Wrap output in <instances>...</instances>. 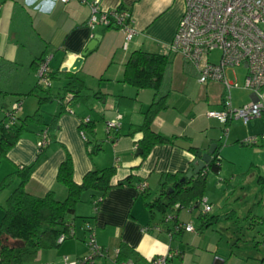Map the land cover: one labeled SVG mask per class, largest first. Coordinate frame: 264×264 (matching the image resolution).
<instances>
[{
    "label": "crops",
    "instance_id": "obj_1",
    "mask_svg": "<svg viewBox=\"0 0 264 264\" xmlns=\"http://www.w3.org/2000/svg\"><path fill=\"white\" fill-rule=\"evenodd\" d=\"M91 1L93 0L81 3L71 0L62 3L55 0L54 9L50 10L46 0H32L31 3H26L25 0H0V84L3 82L5 66L29 67L25 82L0 86V95L10 94L16 98L11 104L13 107L18 102L17 111L26 98L38 96L27 94L37 84V67L44 58L50 57L48 68L51 73L63 72L87 44L95 36L98 37V43L87 52L80 69L74 74L83 82L87 98L84 101L73 99L70 104L66 103V110L62 109V102L58 98L48 101L53 105L46 107L49 114L42 123L43 127L48 128L49 144L37 155L38 135L45 128L36 124L38 126L28 130L27 126V130L3 158L8 161L7 172L0 175V182L13 173L17 166L33 165L25 191L33 196H43L52 191L58 200H63L67 191L56 182V174L67 153L72 160L73 180L76 183H80L83 176L92 169L114 167L112 184L127 177H130V184L111 188L96 212L93 210L91 192H85L80 201L84 202L83 206L77 205L79 207H76L75 214L69 221L73 232V237L69 239L73 241L63 243L64 240L59 247L65 245V251L70 255H84L78 242L86 244L89 232L85 229V224H89L94 231L96 244L104 250L102 256L94 259V264H118L120 261L116 252H119L120 244L134 252L133 261L136 264H151V261L161 257L166 258V264L227 263L229 258L221 254L215 244L223 234L219 236L212 233V227L199 228V222L194 221L197 219V210L168 213L176 215L184 223H190L194 228L192 233L182 231L171 239L166 228L160 225V216L156 215L153 219L149 217L137 186L145 184L146 192L150 193L151 198L155 197L161 175L187 173L191 167L194 155L187 151L189 146L206 153L211 144H220L222 132L232 143H241L246 138L264 135V113L260 118L250 120L246 124L248 127L242 132L233 128L235 123L231 122L225 133L218 120L206 117L207 112L222 108L221 102L226 93L223 85L218 82L204 84L195 101L189 95L186 83L188 74L194 69L180 56L168 51L184 11V0H98L101 11L121 8L128 12L133 31L128 41L115 27L96 26L91 29L88 26V3ZM136 50L161 54L168 58L170 91L167 107L154 118L152 128L163 136L176 137L173 145L152 147L144 159L140 157L141 152L137 154L142 134L131 135L130 131L142 123V113L151 103L153 91L137 90L122 81L124 64ZM53 61L55 62L52 65ZM227 70L229 69L225 70L226 79L234 82L227 78ZM57 79L60 81L59 87L55 90L51 86L48 88L51 93L61 96L64 95L61 89L65 86L66 79L62 76ZM232 90H240V99L246 98L247 101L242 105L253 99L252 93L240 86ZM73 103L76 104L71 106ZM34 104L31 102L25 117L30 116L29 112L37 106L36 110H39L42 119L41 105ZM9 108L6 104L1 105L0 121L4 116L3 111ZM87 111L94 113V116L87 114ZM17 115L15 112L18 121L23 119ZM87 117L94 124L93 137L101 147L92 156L89 155L78 131L79 122ZM108 123L118 125L110 133V138L106 133ZM242 146H247L244 150L250 154L245 171H252L250 177L258 179L264 174V140L257 146ZM228 150L225 147L219 151L220 169L223 167L222 153H227ZM18 182L19 179L17 184ZM258 185L264 187V184ZM205 199L212 205L213 210V204ZM255 201L256 204H262V197L255 198ZM245 209L247 207H243L241 213ZM247 212L249 211L246 210ZM76 218H80L81 223L78 224ZM43 251L38 255L37 264L41 262ZM172 251H177L178 255L169 258Z\"/></svg>",
    "mask_w": 264,
    "mask_h": 264
},
{
    "label": "trees",
    "instance_id": "obj_2",
    "mask_svg": "<svg viewBox=\"0 0 264 264\" xmlns=\"http://www.w3.org/2000/svg\"><path fill=\"white\" fill-rule=\"evenodd\" d=\"M59 76L66 79V84L61 89L64 95L58 96L51 93L49 88H46L44 95L37 96L39 105L58 98L62 102V109L66 110V102L63 104L65 94H71L70 102L73 99L84 101L87 98L83 82L74 74L59 71L49 72L50 79H57ZM122 81L137 90L149 89L153 91V99L148 108L142 113V123L130 131L131 135L135 133L142 134L139 142L140 157L144 159L151 148L156 145H173L176 137L163 136L152 128L154 118L167 107V97L170 91V63L168 58L165 55L136 50L129 55L124 64ZM42 88L36 84L34 90L27 95H36L37 90ZM12 111V108L4 110L3 119L0 121V159L6 157L7 152L16 144L29 124H42L39 110H36L30 116L19 119V121L17 118L14 121L8 120L7 114ZM263 113L261 116H263ZM9 122H12V124L9 125ZM53 123L54 121H52ZM78 131L84 133L85 138L83 141L89 155L97 154L101 147L93 137L94 124L90 120L86 124L80 121ZM240 144L245 145L242 142ZM220 149L221 146L217 143L212 158L207 164V172H201L197 178L186 179L184 178L186 173H165L160 177L159 189L155 197L151 198L146 189L139 192L144 199V206L149 217L153 219L156 215H160V225L166 228L171 239L184 231L183 228L174 230L175 226L187 223L178 220L174 214H168L170 211L186 210L192 212L197 210L199 228L211 227L216 222L214 217L208 216L209 213H203L200 207L206 175L208 172H219ZM187 151L195 155L198 150L193 146H189ZM41 152L42 150L38 151L37 155H40ZM32 168L33 165H19L13 173L7 175L0 182L1 191L14 178L19 179L17 186L9 194L5 205L2 207L0 264H37L41 250L58 248L62 243L58 242L61 235H64V240L73 237L69 221L75 214L76 206L85 192H91L93 210L96 212L103 197L111 188L130 184V177L112 184V179L115 176L114 167L92 169L83 176L80 183H76L73 180L72 160L67 153L56 174V182L67 191L66 197L63 200H58L52 191L43 196H33L25 191V185L30 179ZM246 175L247 172L240 174V180ZM257 182L264 184V174L258 177ZM175 205H178V208H174ZM167 215L172 217L171 221H165ZM134 258V252L126 245L120 244L117 259L122 261L126 259L133 260Z\"/></svg>",
    "mask_w": 264,
    "mask_h": 264
},
{
    "label": "built area",
    "instance_id": "obj_3",
    "mask_svg": "<svg viewBox=\"0 0 264 264\" xmlns=\"http://www.w3.org/2000/svg\"><path fill=\"white\" fill-rule=\"evenodd\" d=\"M67 3L71 0H59ZM86 3L87 0H78ZM90 17L88 26L94 29L96 26L115 27L125 35V40L131 39L133 31L131 19L127 11L116 8L109 11H101L99 1L88 3ZM219 51L220 56L216 63L210 61L213 51ZM168 51L182 58L191 65L198 74V82H218L225 88V96L222 99V108L218 111H209L206 117L218 120L227 133V126L232 121H241L246 125L250 120L260 118L264 110V0H184V11L178 21L175 34L169 44ZM50 57L44 58L37 67V84L50 87L48 62ZM242 67L245 70L242 88L252 93L253 99L246 105L233 108L230 91L239 88L234 81H228L225 76L226 69ZM71 100V94H67L64 101ZM19 104L12 107V112L7 114L8 120H15V112ZM89 118H84L81 123L86 124ZM12 122H9L11 125ZM118 127L115 123H108L106 133H110ZM84 140L83 131L79 132ZM112 134V133H111ZM264 140V135L252 136L242 141L248 146H257ZM49 144L48 130H42L36 143L37 152L43 150ZM139 192L145 190V184L137 186ZM202 212L210 213L212 205L206 199L201 200ZM174 208H178L175 205ZM167 215L165 221H171ZM183 228L185 232H194L190 223L176 225L174 230ZM89 232L86 245L89 249L88 256L69 261L64 257V264H94V259L102 256L104 250L96 244L94 231L89 224H85ZM61 235L58 242L64 241ZM118 253V252H116ZM178 255L172 251L169 258ZM167 257V258H168ZM118 264H136L132 259H126ZM151 264H166V258L161 257Z\"/></svg>",
    "mask_w": 264,
    "mask_h": 264
},
{
    "label": "rangeland",
    "instance_id": "obj_4",
    "mask_svg": "<svg viewBox=\"0 0 264 264\" xmlns=\"http://www.w3.org/2000/svg\"><path fill=\"white\" fill-rule=\"evenodd\" d=\"M219 56V51H213L209 57L210 61L216 63L219 59ZM54 62L55 61L52 62V65L54 64ZM5 67V74L2 77L3 82L2 84H0V86H13L18 82H25V79L27 78L26 74L29 69L28 65H9V67ZM188 75L189 76L186 83V90L195 101V98L198 96V94L201 93L204 84H200L198 82V74L194 70L191 71ZM226 75L229 80L236 81L240 87L243 86L245 75L244 68L238 67L229 69L227 70ZM59 85L60 81L58 79L50 80V86L54 90L57 89ZM41 87L43 88L37 90V95L45 94L44 91H46L45 89L47 87ZM239 91L240 90L231 91V104L233 108H237L241 106L244 101H247L245 97H243V99H240ZM15 100L16 98L13 97V95H0V118L2 115L1 105L6 104L10 106V108H12L11 103ZM193 100L192 102H194ZM31 102L35 103L34 105H38L37 97L32 96L26 98L23 101V106H21L18 111L16 110V112L18 113L17 117L24 118L25 115L28 114L27 112L29 111ZM75 104L76 103H73L71 104V106ZM51 105L53 104L49 102L41 104V110L43 112L42 122H44V120L48 118L49 111L46 107H49ZM36 109L37 106L34 110H31L29 114L32 115ZM87 112V114L94 116V113H91L89 111ZM232 123H235L233 125V128H238L239 132H242V130H246V128L248 127L247 125H243L240 121H232ZM36 126L38 125H36L35 123H31L28 125V130L35 128ZM39 126L43 127V123L39 124ZM45 129L48 130V128ZM229 140L230 139H228L222 132L220 152L225 147L229 148V150L227 153H222L223 167L219 170V172H208V174L206 175V181L203 187V196L201 200L207 198L214 206V209L208 214V216L214 217L216 219V222L211 226L212 233H216V235L219 236L223 234L222 237H219L218 241H216L215 244L217 245L221 254H225V257L229 258L228 262L225 264H264V187L258 185L256 178L254 179L250 177L253 173L252 171H245L247 170L246 168L249 164L248 162L250 158L249 151L244 150L245 148H247V146H242L238 142L232 143ZM7 163V160L0 159V175L6 174ZM244 172H247V175L240 180V174ZM16 184L17 179L14 178L11 183H9V185L4 187L0 191V220L3 214L2 207L5 205V201L13 188L17 186ZM255 188L257 190L256 192ZM261 197L262 204H256V201L254 202V199H259ZM253 203H255V205H252ZM83 204L84 202H80L77 205L83 206ZM243 207H247V209H245L244 211L245 213H241ZM201 208L202 206L200 207V209ZM246 210H248L249 212L246 213ZM196 220H194L195 223L199 222L198 219ZM76 221L78 222V224L81 223L80 218H76ZM242 239H248V241H242ZM69 241H73V239L65 240V242L63 243ZM62 245L57 249L44 250L42 252L44 254L40 259V264H64L63 259L65 256L69 258L70 262L76 261L78 258L88 256L89 249L87 245L82 242H78V245L82 247V254H84L80 256L70 255L67 250L65 251L66 246ZM45 253H48L47 257L45 256Z\"/></svg>",
    "mask_w": 264,
    "mask_h": 264
},
{
    "label": "water",
    "instance_id": "obj_5",
    "mask_svg": "<svg viewBox=\"0 0 264 264\" xmlns=\"http://www.w3.org/2000/svg\"><path fill=\"white\" fill-rule=\"evenodd\" d=\"M98 43V37L95 36L85 47V49L81 52V54L73 61V63L70 65V67L63 69V72H68L71 74H75L80 69L84 57L87 55L88 51H91L94 46ZM216 149V144H211L209 146V149L206 153H202L200 151H197V153L194 155V159L191 163V167L188 169L187 173L185 174L186 179L191 178H197V176L203 172H207V164L210 162L212 158V154L214 153ZM141 150H137V154L140 153ZM182 179V181L184 180Z\"/></svg>",
    "mask_w": 264,
    "mask_h": 264
},
{
    "label": "clouds",
    "instance_id": "obj_6",
    "mask_svg": "<svg viewBox=\"0 0 264 264\" xmlns=\"http://www.w3.org/2000/svg\"><path fill=\"white\" fill-rule=\"evenodd\" d=\"M26 3H31L32 0H25ZM46 4H47V7L48 9H54V6H55V0H46Z\"/></svg>",
    "mask_w": 264,
    "mask_h": 264
}]
</instances>
